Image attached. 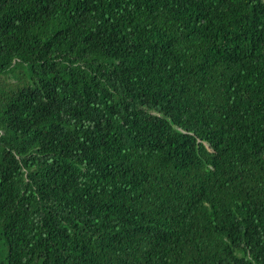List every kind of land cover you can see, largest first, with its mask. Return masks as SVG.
<instances>
[{"label": "trees", "instance_id": "16d2710c", "mask_svg": "<svg viewBox=\"0 0 264 264\" xmlns=\"http://www.w3.org/2000/svg\"><path fill=\"white\" fill-rule=\"evenodd\" d=\"M0 264H264V0H0Z\"/></svg>", "mask_w": 264, "mask_h": 264}]
</instances>
